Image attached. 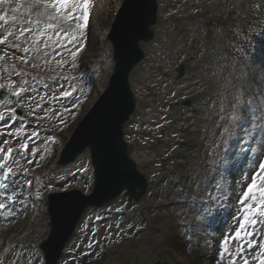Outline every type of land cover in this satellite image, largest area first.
<instances>
[{"label":"rangeland","instance_id":"rangeland-1","mask_svg":"<svg viewBox=\"0 0 264 264\" xmlns=\"http://www.w3.org/2000/svg\"><path fill=\"white\" fill-rule=\"evenodd\" d=\"M121 0H113L112 5H106L103 11L101 13L96 14V20L93 23V31L92 33L96 32L95 36V44L93 46L92 51H89L86 56L83 57L84 63H89L90 60H92L95 55L98 54L99 51V45L98 40L104 37V35L108 32L111 22H112V14L114 12V6L117 2H120ZM188 2L190 11L193 8V13H190V11L185 16L182 13V9L174 4V0H166V2H169L168 4H173V7L170 10L165 9L166 15L163 16L164 23L162 24V28L166 29L165 38L162 42L158 43L159 48H165V50L170 49V51L165 52L161 57H157L156 61L150 62L152 67L158 68V67H166V60L171 59L175 61L177 64L180 56L182 54H187L191 48V52L188 54L191 55L192 61L189 62L188 69H191L192 66H194V62L196 60V56L199 54L201 49L205 47V44H197V39L205 38V32L200 26L197 25V23L200 21H204L208 23V19H211L209 24V33L207 36L208 40H211L213 37L215 38V35L219 34L222 36L226 43V49L224 50V59L229 61L230 70L225 74H220L221 76H226L228 79H236L235 76H241L240 73H243L244 70H247V67L245 63L241 62L238 55H235L232 50L229 48V46L233 45L235 42L239 43H246L254 42L259 37V30L256 32L253 36L250 34V28L246 25H244V20H249L248 18H242L240 13L255 11L257 9V6H260L264 3V0H244L245 4L240 6L237 1L234 0H186ZM190 1H193V6H190ZM234 2V3H233ZM175 7L179 8V11L175 9ZM163 8H165V5L163 3ZM239 14L241 16V20L237 21L235 18V15ZM217 19V22H213ZM225 26L224 31L226 32V36L223 32H221V27ZM194 28V29H193ZM196 28V29H195ZM235 35L234 40H231V36ZM195 39V43L193 46H191L190 41ZM29 40H31V37H29ZM30 44V43H29ZM26 47V45H24ZM172 48L175 49L176 54L172 51ZM236 49V47H235ZM160 52L163 53L162 50ZM229 54L232 56V61L229 59ZM70 55V54H68ZM67 56H61V54H56L53 57H50V67H45L44 60L46 59L44 55L40 56L39 59H34L33 61V68L36 72L35 74L41 73L42 76L45 78V84L49 82V78L51 73L55 71V63L59 62V60L63 58H68ZM21 60V59H20ZM251 62V61H250ZM249 62V64H250ZM243 63V64H242ZM204 66V65H203ZM201 66L200 71L204 72V68ZM168 68V67H167ZM231 71V75L230 74ZM175 73L169 72V74H163L162 79L164 85L169 84L173 81ZM34 77L30 78V82L34 83ZM43 79V78H42ZM147 80V79H146ZM212 80V84L218 85V78L215 76ZM160 82V80H147L145 86H149L148 89L143 86V88L140 91V98L143 101V104L147 103H153L155 105H158L159 103H166L168 105L167 98L171 97L164 93L163 86L161 87L163 89L158 88V91H153L151 88L154 87L153 83ZM39 84V83H37ZM40 85V84H39ZM198 88H191L189 90H186L184 92V98L187 99L188 95H190L192 92H194ZM64 90V89H63ZM61 90V91H63ZM60 91V92H61ZM233 93L235 96L239 95V90H234ZM145 96V97H144ZM96 100V96H90L88 101L85 103L84 110L78 114H70L68 115L67 119V113L65 112V122L66 125L63 127H60V122H54L47 125V129H50L55 132H59L63 136L64 142L70 137V135L73 133L76 125L79 122V119H81L86 112L90 109L93 102ZM251 100V99H250ZM172 108L170 109L169 113H175L177 111V108L180 109V115H177L178 119L176 120V124L178 126L182 125V128L186 131V133H190L188 130L189 125L192 123L194 124L195 120L193 118H190V120H187L186 117L182 116V114H186V108L183 105V103L179 100V105L177 101L172 102ZM175 103V104H174ZM35 104V102H33ZM170 106V105H169ZM164 107H161L162 109ZM159 109V111H160ZM144 112L147 113L148 116L146 117H139L141 122H137L133 125L134 127V133L136 135H133L132 137H128L129 141H133L134 145L130 147V152L138 163L141 164V168L144 170V173L146 174L147 179L150 181V185H153V183L160 178L161 176L165 175L167 176V168H172L175 165V162L181 163L182 159L177 158L173 156V149L177 146H175L174 141L170 139L169 134L173 135L176 133L174 131V128L176 127V124L172 123L171 120L169 121L170 125H165L164 116H160L158 119H154L156 117L155 114L158 113H150V110L147 108V106L144 107ZM144 113V114H146ZM167 116V113H166ZM199 116V115H198ZM197 116V118H198ZM203 115H201L202 117ZM157 122V123H154ZM146 123V124H145ZM141 127V129L139 128ZM177 126V131H179V128ZM205 126V125H204ZM163 128L164 131L160 132L158 131V128ZM138 129V130H137ZM194 131V128H191ZM206 128L203 129V131L199 134L198 140L202 141L205 136ZM212 130V129H211ZM195 132V131H194ZM184 135V134H183ZM185 136V135H184ZM191 136V140H194V135L191 134L188 135ZM195 144L193 143V146ZM178 148V147H177ZM211 148V144L206 147L208 149L207 153L209 154ZM171 154L173 156L172 159H169L165 165H162V162L160 159L165 157V154ZM180 152H186L185 148H179V151L175 154H179ZM86 155L79 160V163L77 164L76 168H81L85 165L87 161H89V152H85ZM263 153V152H262ZM201 157L204 156L201 152ZM250 156L247 157V161H250ZM209 164V161L207 162V166ZM209 167V166H208ZM72 169V168H71ZM182 169V168H181ZM208 169V168H207ZM47 170H53L48 168ZM46 170V171H47ZM53 172V171H51ZM184 174V173H183ZM69 176L67 172L61 174L59 172L52 173L49 178L45 179V181H50V179H53L54 184H59L55 192H62L64 190H69L66 183H60L59 180L63 179L64 177ZM178 174H172V176L169 178V180L173 181L178 177ZM88 182V181H87ZM45 185L48 187L49 183L45 182L43 184L44 188L46 189ZM199 187V184L195 186V189ZM51 186L47 189L50 190ZM71 189V188H70ZM82 194L88 193L87 187L82 189ZM242 190H239L237 194H240ZM155 193L157 194V202L156 205L160 206L161 200L164 199L163 196H166V193H160L159 190H156ZM151 197V195H150ZM149 197V199H150ZM120 198V197H119ZM241 197L237 196V201L240 200ZM127 197H121L119 201L114 205V207H119L123 204L124 201H127ZM167 200V199H166ZM236 201V205L238 202ZM140 203V202H139ZM133 204H137L133 201ZM238 207V206H237ZM243 206H240V209ZM150 209V207L146 204H144V215L142 216V221H139V225H137L136 228L133 230H127L124 232V234L121 236L122 241L124 242L121 244L118 248H110L108 245H105V248L109 250V255L105 258L104 261H101L98 264H153L156 262H161L162 264H174L175 262H178L180 264H185L184 262H181L182 260H187L188 264H216L217 259H214V253L215 251L210 247L212 239H211V233L212 229H201L199 230L198 237H201L203 241L201 242V245H205V243H208L205 249V253L202 255L204 262L199 261L200 258H197L196 256H192L187 248H183L182 245L186 244L185 238L189 237L187 234V230L189 226H187V223L183 220L184 217L182 216L181 212L171 211V210H158L155 214H150L149 216H146V212ZM213 209V207H212ZM219 210V209H218ZM221 218L223 217V214L219 211L217 212ZM97 214H100L99 212H94L91 214V220L94 216ZM145 216V217H144ZM191 216V215H190ZM171 217V218H169ZM182 217V219H181ZM192 217V216H191ZM145 218V222L143 221ZM169 218V219H168ZM46 216L44 215L42 218V221L39 223L40 227H42L44 230H47V227H43L42 224L46 223ZM117 223V219L116 222ZM150 224V225H149ZM184 225V226H183ZM151 226V227H150ZM147 228L148 231L146 232V241H143V234H140L139 231L142 229ZM150 228V229H149ZM93 230V226H91L89 233L91 234ZM78 234L83 233V229H79ZM128 237H135L137 240L136 242H129ZM38 239L35 238L34 242L37 243ZM102 247V246H101ZM99 248V247H98ZM175 249V250H174ZM178 250V253L180 254L181 258L179 257V254H176L175 251ZM143 252H145V255H143ZM99 249L97 250V254H99ZM31 257H27L26 264H29V258L32 259V261H36L39 263L40 253H37V251L34 249L31 251ZM80 260L79 256L76 257L73 261H67L66 264H76ZM1 264H5V261H3ZM14 264L13 259L11 263ZM85 264H89V262L86 261Z\"/></svg>","mask_w":264,"mask_h":264},{"label":"snow or ice","instance_id":"snow-or-ice-1","mask_svg":"<svg viewBox=\"0 0 264 264\" xmlns=\"http://www.w3.org/2000/svg\"><path fill=\"white\" fill-rule=\"evenodd\" d=\"M91 6L92 0H0V22H2L0 28L5 25L9 28L13 26L17 28V32L8 31L4 38L0 39V45L4 44L8 37H14L18 42L12 45L13 48L19 49L21 43H30L34 51H39L38 45L43 41L45 48L54 45L62 51L67 49L75 60L83 48L81 40L89 26ZM68 21L75 23L76 31H70L64 27ZM48 33L55 34V39ZM21 37H24L23 41L20 40ZM28 37H31V40ZM68 45L71 47L69 48ZM23 52L28 53L29 47H24ZM76 66L75 63L71 65L73 68ZM20 75L17 73L13 77L12 73L7 72L4 78L8 79L9 83H0V91L5 92L8 97L0 101L4 107V111L0 112V125L7 127V131L0 129V170H2L0 171V188L8 189L9 185L5 181H8L10 177L13 179L16 187L8 196V199L12 201L24 195L26 190L30 197L33 195L32 189L36 187L34 183L36 178H29L30 173L25 165H30L36 157V146L33 144L30 149V142L40 135L36 129L30 135L24 133L26 121L33 113H25L18 98H21L23 94L25 97L37 100L36 109L42 107L45 99L43 95H40V88L33 86L28 80L18 82ZM63 79L72 91L65 89L61 95L66 103L75 104L76 99L73 96V92L77 91L73 83L75 77ZM39 84L51 92L43 81ZM58 86L65 87L64 84ZM44 111L47 113L48 109ZM61 122H63L62 118ZM48 139L53 140L54 138L49 137ZM242 150L249 151L248 149ZM248 167L255 169L257 165L249 161ZM258 169L251 176V182L246 190L240 194L241 198L238 203L243 206L240 209L243 213L242 222L239 223L233 236H226L221 242L217 264H237L238 260H242L243 264H251L252 261L264 264V162L258 164ZM242 179L248 180L246 173ZM43 191L44 188H40L36 195L41 196ZM7 208L8 205L0 203V218H4L3 214ZM205 211L210 212V209L205 208ZM257 218H259V226ZM233 241L235 247L230 246ZM91 246L90 241L89 247ZM29 264H32L31 258H29Z\"/></svg>","mask_w":264,"mask_h":264},{"label":"bare ground","instance_id":"bare-ground-1","mask_svg":"<svg viewBox=\"0 0 264 264\" xmlns=\"http://www.w3.org/2000/svg\"><path fill=\"white\" fill-rule=\"evenodd\" d=\"M243 2L242 5L245 4L244 0H240ZM161 0H159V3L161 4ZM163 13L164 11H162V9H159V18L163 17ZM253 18L258 20V17L256 15V13L254 12L252 14ZM243 18H249L250 17V13H246L245 15H242ZM64 27L68 28L70 31H76L75 30V23L73 21H68ZM16 32V31H14ZM27 36V34H26ZM24 39V38H23ZM161 39V37L159 36L158 33H156V37L154 39V41L148 42V43H142L141 44V48L144 50V52L146 53V55L148 56H161V54H159L158 50L156 49V42L159 41ZM81 43L83 44V48L80 51L78 58L83 57L85 54H87L89 52V50H92V47L95 44V37L94 36H90L89 33H85L84 37L81 40ZM206 44L209 46L210 49H208L209 51H207V54L205 56V59L215 63L214 61L219 60L220 58L224 57V48H225V44L223 43L222 40H220V37L217 36V40L210 42L208 40L205 39H200L198 41V44ZM100 52L102 53V48H109L110 47V43L107 41L106 37L102 38V40H100ZM218 45H220V48L218 47ZM68 47L70 48L71 45H68ZM91 48V49H89ZM73 51H75V49H73ZM42 53H47L46 59L44 60V65L45 67H50L51 65L49 64V58L53 57L56 53H60V54H68V50L64 49L63 51L61 50V48L59 47H55L54 45H50L49 47L45 48L43 46V44L41 46H39V51H34V56L36 58L39 59V56H41ZM72 57V55H71ZM70 57V59H71ZM147 59L146 61L141 65H146L147 63ZM257 60H252V63L247 67V79H237V86L235 84H233V88L236 89L238 87H241L244 91V95L248 96V97H253L255 99V101L258 103L259 107L261 108L260 111V122L256 125H254V123L248 119V123L247 126L242 128L240 135L238 136V140H242L244 136H247L248 138H250L252 140V146L253 149L252 151L255 152L254 156H255V160L254 163L257 165V167L255 169H251L249 167H247L245 170L240 171V169L238 168L237 163L234 161L235 157H244L242 154H237V149L235 152H232V154L230 155V158H226V160L222 161L221 164V169L224 171L225 168H227L228 166H233L234 168L238 169V173L235 174H229V178L227 179L226 176L224 177L223 174L220 177L219 181H220V185L213 191V193H211L210 195L205 194L203 197L206 201V203H208L209 205L212 204L213 206H217L220 208H225L226 206H229L232 204L233 199H234V192H238L239 190L245 191L247 188V185L251 182V176L254 174L255 171H258V164L260 162H262L261 158H260V154L261 152L264 150V65L262 66H258L256 64L253 65L254 62H256ZM258 62V61H257ZM262 63V62H259ZM228 65V62L226 63ZM141 66L137 67L134 72L131 75V87L133 89V92L137 98V112L135 115H133V117L131 118V120L129 121V123L126 126V133L128 135L133 134V130H132V124H134L136 121L135 119L139 118L138 115V111L141 108V101L138 98V93L140 92V87L141 84L143 83V77L141 74V71L143 69H141ZM217 70H221V68H217ZM163 71V70H160ZM39 78H41V74L36 76L35 81L39 80ZM1 80V77H0ZM3 82V81H2ZM9 82H6L5 84H8ZM206 85V84H204ZM231 85V84H230ZM58 86V85H57ZM192 85L184 82L180 85H176L174 87V90L177 91V99H182L181 96L184 95V90L187 88H190ZM222 87L228 90V86L222 84ZM247 109L249 108V106L246 107ZM244 109L247 110V109ZM180 110L178 109L177 112H179ZM177 116V114H176ZM183 116L187 117L186 114H183ZM174 118V117H173ZM190 118V117H188ZM209 123L210 125H214L216 123H224V122H228V117L225 116H219V114L217 113V107H214V109L212 110V112L210 113L209 117ZM175 119V118H174ZM198 124H202L205 123L204 121H198ZM254 125V126H253ZM200 134V131L197 130L196 133L194 135H198ZM257 136V137H256ZM218 138V135L216 136H211L210 140H216ZM197 139V138H194ZM44 139L38 141L37 143H41L43 142ZM195 142H197V140H194ZM201 148L198 147L197 151L200 152ZM189 155H192L191 152L189 151L188 153ZM252 159H254V157H252ZM196 160V161H195ZM37 161L36 158H33L32 163H35ZM186 167L190 166V165H198L200 166L201 170H203V162L201 161L200 156L196 157L192 155V159L189 158L187 159V162L185 163ZM139 168L141 167V164H138ZM180 168L175 166L173 170H179ZM143 171V170H142ZM247 174L248 176V180L244 181L242 178L244 176V174ZM224 179L226 180V184L222 183L225 182ZM234 184V185H233ZM150 190H154V187H149ZM241 192V193H242ZM240 193V194H241ZM202 192L201 190H199L198 192H192L190 193V195L192 196L191 198L195 199L196 196H201ZM238 194L239 197H241V195ZM258 195V193H257ZM118 200H114L113 202L110 203V206L117 203ZM109 206V205H108ZM102 207L100 208V210L106 211L107 207ZM240 204L238 203V207L235 209L233 217L229 218L228 216H225L224 218V228L222 226V228L220 230H218L217 235H219L216 238L215 242H212V245H210V247L215 251L214 253V259H217L218 257V253H219V248H220V244L223 241V239L227 236V237H231L234 235L235 230L238 228L239 226V219L241 217V212H240ZM188 209V208H187ZM194 210V209H193ZM192 212H195L193 211ZM92 209H89L86 214L84 215V217L88 216V220L86 221L85 225H84V235L75 233V235L73 236V238L70 240V242L66 245L63 254L60 258V260L58 261L57 264H64L65 262L67 263L68 260L70 259H74L76 256H82L83 258H86L91 264H97L99 262V256L97 255V248H98V244L103 243L106 244L110 247H118L119 245H121L123 242H121V237H120V232L119 230L116 228V224H115V220H116V216L115 214H112L109 219L108 222H105L104 224L99 226L100 229V235L98 238L93 237L92 235L89 234V229L91 226V222H90V217L89 215L91 214ZM233 212V210H232ZM230 215V214H228ZM141 218L138 214H136L134 217H132L131 219H129L128 221L133 223L135 221H140ZM187 220H189V218H187ZM190 220L192 221V218H190ZM83 221V219H82ZM111 226V227H109ZM125 230H128V227H124ZM150 229V228H149ZM91 241L92 246L89 247V242ZM98 241V242H97ZM208 243H205V245H200V246H196L195 244L191 245H186L187 249L189 250V252L192 254V256H196L197 258H200L199 261L204 262L203 260V254L205 253V249ZM231 247H235V242L233 241L232 244L230 245ZM183 248L185 247V244L182 245ZM103 249V248H102ZM101 250V249H100ZM176 252H178V250L176 249ZM145 255V253H144ZM180 255V254H179ZM227 260V257L225 258ZM185 261V260H184ZM187 261V260H186ZM188 262V261H187ZM252 263V262H251ZM174 264H180L178 262H175ZM217 264V263H216ZM237 264H243L242 260H238Z\"/></svg>","mask_w":264,"mask_h":264},{"label":"water","instance_id":"water-1","mask_svg":"<svg viewBox=\"0 0 264 264\" xmlns=\"http://www.w3.org/2000/svg\"><path fill=\"white\" fill-rule=\"evenodd\" d=\"M135 8H138L136 12L139 17V24H142L143 28L140 31L131 32L130 28L125 25L121 28V32L119 34L113 33L114 41L117 45V54L121 53V56H120L121 62H120V69H119L120 71L117 74L116 79H118L121 85H124V87H125V81L129 73V69L134 65V61L140 58V56H142L141 52L138 50V41L139 40H149L153 37V33L150 31V28H149V24L154 23V19H153L154 17L150 19L149 18L145 19L144 24H143L141 17H142V14L146 12V9L142 6L141 1L139 0L136 1ZM118 41L121 44V48L118 46ZM115 87H116L115 85L111 87V89L106 95V99L111 96ZM118 87L121 88L122 86L119 85ZM111 103L114 105H118L119 107H123L124 109L128 107L125 112L127 111L131 112L134 109V102L132 100H125L122 103H118L117 101L112 100ZM125 112L124 113L121 112L122 113V119H121L122 123H121L120 128H122L123 123L128 119V115L126 116L127 113ZM95 127H98L100 130H102L103 141L107 142V140H104V139H107L108 134H109V137L114 138V139L109 138V140L113 142V146L111 149L113 151V154H109L110 157L114 158L115 156H120V157L126 158V147L123 144L121 145L119 141L118 133L120 131L115 130L113 125L105 126V124L103 123H101L100 126L97 125ZM91 128H93V126H91V121H90L87 123L85 129L87 130ZM105 130H107V132H105ZM129 164L130 166H133V164L131 163ZM132 173H136V172L133 170Z\"/></svg>","mask_w":264,"mask_h":264}]
</instances>
